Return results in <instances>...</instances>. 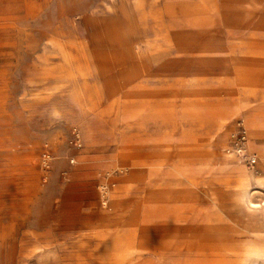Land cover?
<instances>
[{"label":"rangeland","instance_id":"obj_1","mask_svg":"<svg viewBox=\"0 0 264 264\" xmlns=\"http://www.w3.org/2000/svg\"><path fill=\"white\" fill-rule=\"evenodd\" d=\"M261 151L264 0H0V264H239Z\"/></svg>","mask_w":264,"mask_h":264},{"label":"clouds","instance_id":"obj_2","mask_svg":"<svg viewBox=\"0 0 264 264\" xmlns=\"http://www.w3.org/2000/svg\"><path fill=\"white\" fill-rule=\"evenodd\" d=\"M264 235L255 234L242 246L239 264H264Z\"/></svg>","mask_w":264,"mask_h":264},{"label":"crops","instance_id":"obj_3","mask_svg":"<svg viewBox=\"0 0 264 264\" xmlns=\"http://www.w3.org/2000/svg\"><path fill=\"white\" fill-rule=\"evenodd\" d=\"M255 119H256V123H254V125L253 124H251L252 125V128H251V130H250V134H249V137L250 136H253L254 134L256 135V134H259L260 133V130H259V128H260V126H261V118H259V117H255ZM260 156H261V158L264 160V151H261L260 152Z\"/></svg>","mask_w":264,"mask_h":264},{"label":"built area","instance_id":"obj_4","mask_svg":"<svg viewBox=\"0 0 264 264\" xmlns=\"http://www.w3.org/2000/svg\"><path fill=\"white\" fill-rule=\"evenodd\" d=\"M255 160H253L252 162H254Z\"/></svg>","mask_w":264,"mask_h":264}]
</instances>
